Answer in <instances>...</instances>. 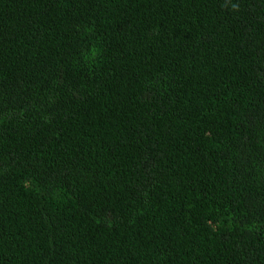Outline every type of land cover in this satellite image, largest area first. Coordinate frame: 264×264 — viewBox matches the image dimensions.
Returning a JSON list of instances; mask_svg holds the SVG:
<instances>
[{"label":"trees","instance_id":"obj_1","mask_svg":"<svg viewBox=\"0 0 264 264\" xmlns=\"http://www.w3.org/2000/svg\"><path fill=\"white\" fill-rule=\"evenodd\" d=\"M0 264H264V0H0Z\"/></svg>","mask_w":264,"mask_h":264}]
</instances>
